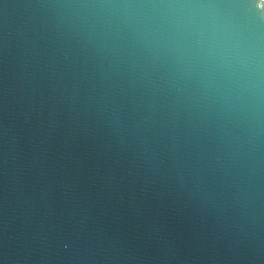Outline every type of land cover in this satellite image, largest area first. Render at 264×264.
I'll use <instances>...</instances> for the list:
<instances>
[{"label": "water", "instance_id": "obj_1", "mask_svg": "<svg viewBox=\"0 0 264 264\" xmlns=\"http://www.w3.org/2000/svg\"><path fill=\"white\" fill-rule=\"evenodd\" d=\"M192 2L0 0V264H264V95L176 44Z\"/></svg>", "mask_w": 264, "mask_h": 264}, {"label": "clouds", "instance_id": "obj_2", "mask_svg": "<svg viewBox=\"0 0 264 264\" xmlns=\"http://www.w3.org/2000/svg\"><path fill=\"white\" fill-rule=\"evenodd\" d=\"M167 8L176 44L214 69L238 100L247 92L258 116L264 95V0H195Z\"/></svg>", "mask_w": 264, "mask_h": 264}]
</instances>
